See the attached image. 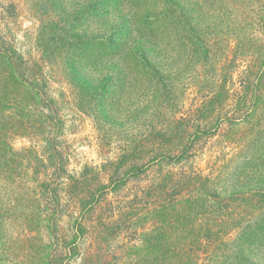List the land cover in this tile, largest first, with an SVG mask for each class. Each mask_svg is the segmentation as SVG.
<instances>
[{"label":"trees","instance_id":"1","mask_svg":"<svg viewBox=\"0 0 264 264\" xmlns=\"http://www.w3.org/2000/svg\"><path fill=\"white\" fill-rule=\"evenodd\" d=\"M122 1V10L118 0L90 3V15L101 16V24L92 27L83 48L85 68L98 83L104 79L106 69L134 66L136 72L155 73H163L166 67V74L175 81L160 95L165 100L171 98L165 128L132 141L134 151L142 157L152 155V161L185 163L200 152L219 127L229 123L223 135L234 143L230 137L232 123L247 122L253 136L233 150V160L225 164H262L264 0H241L246 4L244 12L237 4L204 9L211 0H202L204 5L200 6L199 0H156L154 12L147 15L144 11L143 17L145 6L140 8L141 0ZM109 5L114 6L113 11L107 10ZM14 6L0 0V22H6L9 11L13 16ZM216 19L227 22L231 40L219 36L221 21ZM101 27L104 29L98 32ZM231 41L234 48L228 52V59L226 45ZM36 64L44 68L39 59L24 58L15 45L0 37V158L5 164H32L34 170L42 171V199L53 206V224L59 233L68 235L60 239L67 244L58 243L52 264H67L76 258L79 264H197L200 258L196 253L201 245L210 247L214 254L231 240L235 247H262L264 198L251 199L262 196V184L253 181L252 185L257 186L248 191L236 186L234 182L243 174L234 169L214 177L195 170L168 171L147 195L137 198L135 194L133 199L125 196L124 200L119 198L124 194L122 185L129 177L148 170L147 166L124 169L122 177L110 178L109 183L99 178L96 166L84 165L78 177L70 175L64 163L69 155L63 157L58 146L63 130L60 100L50 95L47 76L41 68H33ZM67 83L72 86L70 80ZM177 87L182 91L191 89V97L187 96L190 104H184L187 97L175 100ZM18 118L20 127L14 131H20L23 138H38L40 153L32 147L14 149L2 142L10 130L7 119L13 125ZM127 158L129 154L123 152L120 162ZM64 179L68 182L62 185ZM60 188L66 192L62 201H68L62 206ZM109 193L114 198H109ZM147 197L160 202L152 203ZM140 203L145 205L143 214L137 208ZM50 220H46L47 228L52 226ZM203 260V264H260L235 261L234 257Z\"/></svg>","mask_w":264,"mask_h":264},{"label":"rangeland","instance_id":"2","mask_svg":"<svg viewBox=\"0 0 264 264\" xmlns=\"http://www.w3.org/2000/svg\"><path fill=\"white\" fill-rule=\"evenodd\" d=\"M3 1L5 4L15 5V10L13 16H10L11 11H9L6 22H0V37L8 44L15 45L24 58L40 60L44 68L39 64L33 68L42 69L47 76L50 95L60 100L59 117L63 130L59 135L58 146L63 152V157L69 155L64 163L70 175L78 177L84 165L96 166L100 169L99 178L109 183L111 179L122 177L121 173L124 169H141L147 166L148 170L142 171L137 176L132 175L133 177H129L126 184L122 185L124 194L119 198L124 200L125 196L133 199L135 194L137 198L143 193L147 195L153 184L164 178V174L168 171L195 170L204 176L214 177L225 175L226 172L234 169L243 174L239 181L234 182L235 185L244 187V190L248 191L250 188H256L257 185H252L253 181L255 184H262V192H260L262 196L251 198V194L247 193V197L263 200L264 156H262V164H225L233 160L231 159L234 156L233 152L239 149L240 144L245 145L246 140H250L253 136L250 123H232L230 137L234 143L225 139L223 135L229 123L219 127L221 129L215 131L216 135L202 145L200 152L185 163L174 165L166 159L152 161L150 159L152 155L142 157L139 152L134 151L132 141H139L142 136L156 134L161 127L165 128L164 122L168 116L167 104L171 98L165 100L160 95L175 81L166 74L168 70L166 67L163 73H155L144 70L136 72L133 70L134 66L132 69L125 67L113 71L107 69L104 71L101 67L100 70L105 72L104 79L100 83L96 82L95 76L85 68L86 60L83 52V48L88 44L92 27L101 24V16L90 15L89 6L93 0ZM155 1H140V8L145 6L142 8V17L145 16L144 11L147 15L154 12ZM203 1L199 0L198 6L204 5ZM119 4H121L120 0H118ZM206 4L209 7L204 6V9L211 10L229 6L231 8L236 6L235 4L243 12L246 8L245 1L241 0H211ZM113 8L109 5L107 10L113 11ZM119 8L122 10L121 5ZM5 14L7 15V12ZM117 14L121 15L119 12ZM109 17L113 18L112 15ZM240 19L237 22H240ZM216 21H221L218 23L219 36L231 40L233 35L227 31V22L224 19H216ZM241 26H244L243 20ZM103 29L101 27L98 32ZM233 48L234 42L231 41L226 45L227 53ZM227 58H231L229 53ZM68 71L72 73H67ZM70 75L73 76L69 79L72 83L71 87L67 83ZM109 77L115 79L109 80ZM177 89L175 100L191 97L190 88L185 91L179 87ZM189 97L184 104H190ZM19 120L20 118L10 125V119H7L10 130L8 129L9 131L3 136L2 142H8L14 149L32 147L40 153L41 143L38 138L30 139L28 136L23 138L19 136L20 131H14L19 130ZM37 133L42 136L41 133ZM148 146L151 145L148 143ZM123 152L129 154V159H125L122 163L120 160ZM130 161L137 164H127ZM5 163V159L0 158V264H46L47 261L52 264L54 253L59 249L58 243H62L60 239L68 238V235L65 232L59 233V229L55 227V223L53 224V218L55 221V213L54 217L52 215L53 206L42 199L40 194L42 171L34 170L32 164L28 166ZM62 182L64 185L68 181L64 179ZM125 192L128 194L125 195ZM65 193V189L60 188L61 206L68 203L62 201L65 199ZM108 197L112 199L114 194L109 193ZM147 198L152 203L160 202L153 197ZM137 208L141 214L145 212L143 203L137 204ZM262 215L264 216L263 208ZM48 217L52 218L51 228H47ZM61 222H65L64 218ZM232 237L234 236L231 235ZM233 243L231 240L226 246L223 245L222 251L217 249L215 254L210 247L201 245L196 253L200 258L197 264H203V259L210 257L215 260L234 257L235 261L248 260L264 264V243L262 247L252 248L235 247ZM65 244L67 242L62 243L63 246H66ZM65 250L62 247L61 252ZM79 263L80 259L76 258L68 261L67 264Z\"/></svg>","mask_w":264,"mask_h":264}]
</instances>
